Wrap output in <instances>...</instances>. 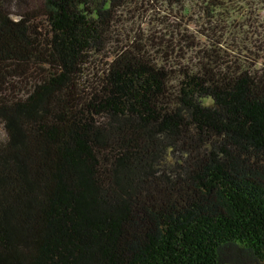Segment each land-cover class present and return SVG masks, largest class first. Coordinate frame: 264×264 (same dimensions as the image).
<instances>
[{
	"label": "trees",
	"instance_id": "trees-1",
	"mask_svg": "<svg viewBox=\"0 0 264 264\" xmlns=\"http://www.w3.org/2000/svg\"><path fill=\"white\" fill-rule=\"evenodd\" d=\"M125 1L0 0V264H264V67L89 71Z\"/></svg>",
	"mask_w": 264,
	"mask_h": 264
},
{
	"label": "rangeland",
	"instance_id": "rangeland-1",
	"mask_svg": "<svg viewBox=\"0 0 264 264\" xmlns=\"http://www.w3.org/2000/svg\"><path fill=\"white\" fill-rule=\"evenodd\" d=\"M212 1L126 0L115 13L110 40L92 56L88 70L103 69L116 50L130 45L174 71L194 68L210 50L225 61L263 68L264 0Z\"/></svg>",
	"mask_w": 264,
	"mask_h": 264
}]
</instances>
